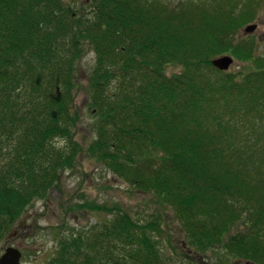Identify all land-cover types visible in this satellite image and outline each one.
Segmentation results:
<instances>
[{
  "label": "trees",
  "instance_id": "obj_1",
  "mask_svg": "<svg viewBox=\"0 0 264 264\" xmlns=\"http://www.w3.org/2000/svg\"><path fill=\"white\" fill-rule=\"evenodd\" d=\"M69 2L0 0V225L73 168L80 116L68 103L89 50L86 151L162 212L117 211L65 237L46 264H170L168 211L192 255L264 264V55L249 38L235 45L261 0ZM225 55L252 67L219 71L212 61ZM171 64L183 71L167 76Z\"/></svg>",
  "mask_w": 264,
  "mask_h": 264
},
{
  "label": "rangeland",
  "instance_id": "obj_2",
  "mask_svg": "<svg viewBox=\"0 0 264 264\" xmlns=\"http://www.w3.org/2000/svg\"><path fill=\"white\" fill-rule=\"evenodd\" d=\"M72 1L73 3H69L74 4L75 10L83 8L89 11V7L81 6L85 0ZM258 16L259 18L251 23L257 25L256 31L247 37L240 31L235 37V45L241 42V38H249L257 43V54L264 55V0H261L259 5ZM229 56L233 58L234 63L227 73L239 76L241 72L247 73L251 69L252 65L247 61ZM94 64L95 56L88 50L77 65L78 86L74 90L73 102L68 103L70 114L76 112L80 116L72 131V139L81 149L74 166L59 173L58 182L49 191L42 195L37 194L32 204L26 206L23 214L9 229L0 225V229L6 228L0 232V257L4 254V249L11 246L21 252V264H46L57 256L59 242L65 237L89 226L103 224L117 211H127L134 218L162 212L152 195L129 186L86 151L95 138L92 127L96 118L86 108L88 74ZM165 69L169 77L183 71L180 64H171ZM65 144V140L56 139L54 145L56 148H63ZM27 216L30 218H26ZM164 218L166 219L162 229L165 236L162 249L171 258L170 264H212L215 256L192 255V250L182 243L184 237L171 212L168 211ZM22 222L24 230L20 229ZM241 228L240 225L232 227L229 235L239 232ZM182 246H185V250Z\"/></svg>",
  "mask_w": 264,
  "mask_h": 264
},
{
  "label": "water",
  "instance_id": "obj_3",
  "mask_svg": "<svg viewBox=\"0 0 264 264\" xmlns=\"http://www.w3.org/2000/svg\"><path fill=\"white\" fill-rule=\"evenodd\" d=\"M257 29L256 24H249L243 29L244 35H250ZM234 60L231 56L225 55L218 57L212 61V65L219 71H227L233 65ZM51 99L59 102L61 94L59 88H56L55 94L50 95ZM55 116V113H53ZM184 245V244H183ZM21 252L17 248H7L4 254L0 257V264H21Z\"/></svg>",
  "mask_w": 264,
  "mask_h": 264
},
{
  "label": "flooded vegetation",
  "instance_id": "obj_4",
  "mask_svg": "<svg viewBox=\"0 0 264 264\" xmlns=\"http://www.w3.org/2000/svg\"><path fill=\"white\" fill-rule=\"evenodd\" d=\"M26 218H30V216H27ZM26 218H25V219H26ZM25 219H24V220H25ZM24 227H25V226L23 225V222H22V224L20 225V229H21V230H24ZM10 247H11V246H10ZM10 247H7V248H10ZM7 248L4 249V252L6 251ZM4 252H3V253H4Z\"/></svg>",
  "mask_w": 264,
  "mask_h": 264
}]
</instances>
